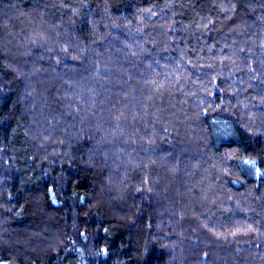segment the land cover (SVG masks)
<instances>
[{
    "label": "trees",
    "instance_id": "1",
    "mask_svg": "<svg viewBox=\"0 0 264 264\" xmlns=\"http://www.w3.org/2000/svg\"><path fill=\"white\" fill-rule=\"evenodd\" d=\"M0 264H264V0H0Z\"/></svg>",
    "mask_w": 264,
    "mask_h": 264
}]
</instances>
